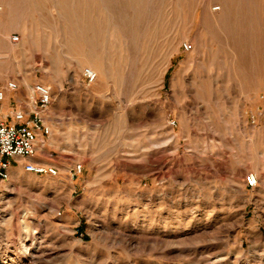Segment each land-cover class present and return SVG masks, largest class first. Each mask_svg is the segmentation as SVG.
Returning a JSON list of instances; mask_svg holds the SVG:
<instances>
[{
    "label": "rangeland",
    "instance_id": "1",
    "mask_svg": "<svg viewBox=\"0 0 264 264\" xmlns=\"http://www.w3.org/2000/svg\"><path fill=\"white\" fill-rule=\"evenodd\" d=\"M37 84L58 175L13 160L0 264H264V0H0L1 114Z\"/></svg>",
    "mask_w": 264,
    "mask_h": 264
},
{
    "label": "built area",
    "instance_id": "2",
    "mask_svg": "<svg viewBox=\"0 0 264 264\" xmlns=\"http://www.w3.org/2000/svg\"><path fill=\"white\" fill-rule=\"evenodd\" d=\"M84 76L90 84L97 79V73L89 69ZM18 89L19 85L16 82L8 84L9 92H15ZM6 93V90H0V181L10 180L13 160H28L24 163V170L27 173L57 176V168L33 161L38 155L40 144L44 143L41 137L50 133L45 114L52 102V89L46 85L37 84L31 96L33 103L31 112L16 111L11 117L1 114ZM82 170V165H78L74 169L73 176H78ZM245 183L250 189L258 184L253 174L245 177Z\"/></svg>",
    "mask_w": 264,
    "mask_h": 264
},
{
    "label": "bare ground",
    "instance_id": "3",
    "mask_svg": "<svg viewBox=\"0 0 264 264\" xmlns=\"http://www.w3.org/2000/svg\"><path fill=\"white\" fill-rule=\"evenodd\" d=\"M89 70H91V69H89ZM91 71H92L93 73H94V72L96 73L97 70H96V69H92ZM97 77H98V75H97ZM33 93H34V88H33V90H32V94H33ZM32 105H33V103L31 102V106H32ZM45 142H46V141H44V143H45ZM44 143H42L41 146H42Z\"/></svg>",
    "mask_w": 264,
    "mask_h": 264
},
{
    "label": "crops",
    "instance_id": "4",
    "mask_svg": "<svg viewBox=\"0 0 264 264\" xmlns=\"http://www.w3.org/2000/svg\"><path fill=\"white\" fill-rule=\"evenodd\" d=\"M31 92H32V90H31ZM4 108H5V111H4V109H3V111H4V112H7V110L9 109V108H8V104H5V105H4Z\"/></svg>",
    "mask_w": 264,
    "mask_h": 264
}]
</instances>
